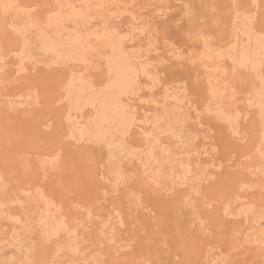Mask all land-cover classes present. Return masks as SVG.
<instances>
[{
  "label": "rangeland",
  "instance_id": "rangeland-1",
  "mask_svg": "<svg viewBox=\"0 0 264 264\" xmlns=\"http://www.w3.org/2000/svg\"><path fill=\"white\" fill-rule=\"evenodd\" d=\"M112 1L0 0V264H264V0Z\"/></svg>",
  "mask_w": 264,
  "mask_h": 264
},
{
  "label": "bare ground",
  "instance_id": "bare-ground-1",
  "mask_svg": "<svg viewBox=\"0 0 264 264\" xmlns=\"http://www.w3.org/2000/svg\"><path fill=\"white\" fill-rule=\"evenodd\" d=\"M100 1V0H99ZM84 2V1H83ZM120 1H118V0H113L111 3L112 4H114V5H117L118 3H119ZM81 3V2H80ZM72 8H74V7H72ZM72 10V9H71ZM72 13V12H71ZM71 15H75V13L73 14H71ZM67 33V32H66ZM107 35V34H106ZM105 35V36H106ZM109 36H110V33H109ZM66 37H67V35H66ZM100 37V36H99ZM98 37V38H99ZM74 38V37H73ZM98 38H96V39H98ZM102 38V37H101ZM105 39L104 40H106V38H108V37H104ZM67 39V38H66ZM66 39H65V42L64 43H66L67 41H66ZM69 39V38H68ZM71 39L72 38H70V42H68V45H69V47H73L74 45H78V40L76 41V40H72L71 41ZM85 39V38H84ZM59 40V39H58ZM80 40H83V39H80ZM87 40V39H86ZM85 40V41H86ZM99 40H102V39H99ZM103 40V41H104ZM111 40V39H110ZM110 40H108V41H106V42H109ZM84 41V40H83ZM85 41L83 42L84 43V45H85ZM117 41V40H116ZM88 42V41H87ZM87 42H86V44H87ZM105 42V43H106ZM118 42H120V41H118ZM110 43V42H109ZM113 43V42H112ZM80 44V46L82 45L83 46V44H81V43H79ZM107 44V43H106ZM105 44V45H106ZM115 44H116V42H115ZM119 44V43H118ZM67 45V46H68ZM66 46V47H67ZM79 46V47H80ZM108 46V45H107ZM106 46V47H107ZM118 46V45H117ZM77 47V46H76ZM76 47L74 46V48L76 49ZM85 47H87V45L85 46ZM89 47V46H88ZM119 47H121V46H119ZM119 47H117L116 48V46H113L112 44H110L109 46H108V50H109V52H110V58L109 59H107V70H108V73H110L111 75H112V80H111V82H110V84L106 87V88H104L103 90H105V92H106V94L108 93V97H109V94H111V96L110 97H113L114 99L113 100H109V101H111L110 103L108 102H104L103 104H102V102H101V105L100 104H98V105H100V109L102 108V110H101V112H99L98 114H94V115H96L95 116V118L94 119H91L92 121H90V126L92 127V129L94 130V131H97V134L99 135V136H104L103 135V130H104V128H103V126L106 124V126H108L109 125V121H108V114H110V120L112 121V122H118V124H119V126L121 125V129H120V131H119V133L121 132V130L123 131V129H125L126 127V123L128 122L127 120V117H131V116H129L127 113H126V109H125V107H124V105H123V103H122V101H120V97H119V95L121 94H124V95H128L129 93H132V90H133V87L135 86V84H136V79L138 78V72H140V69H139V71L137 72L136 70H134L132 67H130V64H129V62L131 61L132 62V60H130V61H126V63L128 62V64H129V66H127V64L125 63V60H127L126 59V57H127V55H125L126 57H124V55H123V53H121V51H123L124 49H122L121 51L120 50H118V48ZM83 48V47H82ZM103 48V47H102ZM122 48V47H121ZM121 48H119V49H121ZM53 49V48H52ZM73 49V48H72ZM104 49V48H103ZM71 50V49H70ZM77 51V50H76ZM105 51H106V49H105ZM125 51V50H124ZM73 53H75V52H73ZM125 53H127V52H125ZM65 55V54H64ZM100 55V54H99ZM104 55V54H103ZM108 55V54H107ZM106 55V56H107ZM263 56V54H261V53H259L258 52V50H257V52L255 51V61H249L250 59H248L247 58V55H244L243 54V52H241V54H240V56L241 57H244L245 58V60H247V61H249L248 63H246L245 65H243L247 70H250L252 73H253V75L255 76L256 74H257V76H258V70H259V68H260V63H259V61L260 60H258V57L257 56ZM130 56V55H129ZM56 57V56H55ZM131 57V56H130ZM65 58V57H64ZM67 58V57H66ZM72 58V57H71ZM20 59V58H19ZM68 59V58H67ZM76 58H74V60H75ZM124 59V60H123ZM230 59V58H229ZM73 59H72V61H74ZM79 60V59H78ZM76 61V60H75ZM81 61V60H80ZM231 62L234 64L235 63V59L232 57L231 58ZM134 65V64H133ZM106 67V66H105ZM143 67V66H142ZM141 67V68H142ZM142 74H146L145 72H144V70H142V72H141ZM88 91H89V89H88ZM92 92V91H91ZM90 92V93H91ZM104 92V91H103ZM103 92H100V93H103ZM104 92V93H105ZM177 92V91H176ZM89 93V94H90ZM89 94H87V95H89ZM177 94V93H176ZM175 94V92L174 93H171L170 95H168L167 94V98H170L171 99V103H172V106H174V108H176V109H180L181 108V100L179 99V97L177 96ZM90 96V95H89ZM96 96V95H95ZM99 96H101V95H99ZM104 97H105V95H103ZM91 97H92V94H91ZM119 97V98H118ZM121 97H123V95L121 96ZM103 98V97H102ZM101 98V99H102ZM180 98H182V97H180ZM86 99H88L87 98V96H86V98L84 99L85 101H86ZM91 99V98H90ZM100 99V98H99ZM100 99V100H101ZM105 99V98H104ZM103 99V100H104ZM107 99H109V98H107ZM83 100V101H84ZM92 100V99H91ZM89 101V100H88ZM93 101H94V99H93ZM92 101V102H93ZM96 101V100H95ZM102 101V100H101ZM105 101H106V99H105ZM90 102V101H89ZM84 103H86V102H84ZM95 103H97V102H95ZM83 104V103H82ZM93 104V103H92ZM92 104L90 105V106H92ZM85 105H87V104H85ZM85 107V106H84ZM93 107H94V105H93ZM97 107H95V109H96ZM98 110H99V107H98ZM100 111V110H99ZM95 112V111H94ZM108 113V114H107ZM165 113V112H164ZM26 114H27V112H26ZM259 116H260V122L261 123H263V124H261L262 126H264V107L263 106H261L260 107V111H259ZM92 117V116H91ZM90 117V118H91ZM132 118V117H131ZM131 120V119H130ZM129 120V121H130ZM88 122V121H87ZM112 124V123H111ZM83 124H81L80 122H79V120L78 119H75V120H73V122H72V133H70V134H76L79 138V140H82V138H85L84 137V135H86V129H84L83 128ZM85 126H87L86 124H85ZM84 126V127H85ZM110 126L111 125H109V127H107L106 129H108V128H110ZM116 126H118V125H116ZM118 126V127H119ZM122 126H124L123 128H122ZM89 127V126H88ZM128 127V126H127ZM87 128V127H86ZM115 128V127H114ZM114 128H112L113 130H114ZM117 128V127H116ZM120 128V127H119ZM103 129V130H102ZM118 129V128H117ZM119 130V129H118ZM117 130V131H118ZM126 130V129H125ZM124 130V131H125ZM105 131V134H108V133H106V131H108V130H104ZM127 131V130H126ZM129 131V130H128ZM127 131V132H128ZM101 132V133H100ZM110 132H111V130H110ZM89 133V132H88ZM101 135H100V134ZM90 134H92V132H90ZM111 134V133H110ZM113 134H114V132H113ZM113 134H112V136H113ZM122 134V133H121ZM125 134H127V133H125ZM148 134V133H147ZM94 135V134H93ZM97 135V136H98ZM70 136V135H69ZM90 136V135H89ZM101 136V137H102ZM87 138H88V136H86ZM105 138H106V136H104ZM107 137H108V135H107ZM261 138H260V144H258L257 146H256V150H257V152L259 153V157L262 159L264 156H263V152H262V150H261V145L262 146H264V134H263V130H262V133H261V136H260ZM92 138V140H94V137H91ZM98 141H99V139H97ZM102 140V139H101ZM100 140V141H101ZM98 141H96V142H98ZM110 142V141H109ZM107 144V146H109V144L108 143H106ZM111 145V144H110ZM112 146V145H111ZM150 149V148H149ZM256 152V153H257ZM263 160V159H262ZM170 172V171H169ZM159 176V175H158ZM187 180V179H186ZM156 181V180H155ZM190 195V194H189ZM245 213V212H244ZM49 214V213H48ZM52 216V215H51ZM53 217V216H52ZM51 217V218H52ZM49 226H50V224H49ZM41 228V227H40ZM57 231V230H56ZM53 232V231H52ZM46 233H47V231H46ZM50 233V232H49ZM55 234V232L53 233V235Z\"/></svg>",
  "mask_w": 264,
  "mask_h": 264
}]
</instances>
